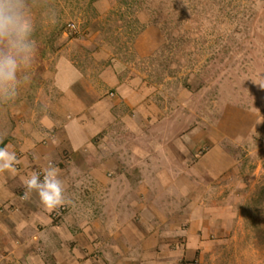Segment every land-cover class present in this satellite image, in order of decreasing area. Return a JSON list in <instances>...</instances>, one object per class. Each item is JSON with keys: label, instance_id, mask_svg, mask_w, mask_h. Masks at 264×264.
<instances>
[{"label": "crops", "instance_id": "0c3cea01", "mask_svg": "<svg viewBox=\"0 0 264 264\" xmlns=\"http://www.w3.org/2000/svg\"><path fill=\"white\" fill-rule=\"evenodd\" d=\"M141 39L140 56L162 42L156 36L145 49ZM88 83L61 58L54 86L80 112L24 121L10 135L19 163L0 173V264H264V229L244 208L255 184L244 199L239 183L225 197L233 184L223 178L192 180L193 122L159 121L137 78L124 81L109 66L98 85ZM49 164L65 188L56 209L35 192L24 197L23 178Z\"/></svg>", "mask_w": 264, "mask_h": 264}, {"label": "rangeland", "instance_id": "374dc122", "mask_svg": "<svg viewBox=\"0 0 264 264\" xmlns=\"http://www.w3.org/2000/svg\"><path fill=\"white\" fill-rule=\"evenodd\" d=\"M31 3L37 53L31 79L14 101L0 104V148L24 121H67L80 112L54 86L61 58L84 72L88 85H98L110 66L124 81L137 78L159 121L193 122L192 180L223 178L233 184L225 197L239 183L244 199L255 184L244 208L253 228L264 229V0ZM156 36L160 46L140 56L136 42L141 37L145 48Z\"/></svg>", "mask_w": 264, "mask_h": 264}, {"label": "clouds", "instance_id": "9594fccd", "mask_svg": "<svg viewBox=\"0 0 264 264\" xmlns=\"http://www.w3.org/2000/svg\"><path fill=\"white\" fill-rule=\"evenodd\" d=\"M36 19L31 0H0V104L15 100L30 79L29 69L37 53L34 39ZM19 163L15 152L0 148V173H15ZM54 164L43 175L33 171L23 178L24 197L35 192L49 209L65 203V188Z\"/></svg>", "mask_w": 264, "mask_h": 264}, {"label": "built area", "instance_id": "2783aa9c", "mask_svg": "<svg viewBox=\"0 0 264 264\" xmlns=\"http://www.w3.org/2000/svg\"><path fill=\"white\" fill-rule=\"evenodd\" d=\"M72 28H74V25H71ZM195 264H198V262L196 261Z\"/></svg>", "mask_w": 264, "mask_h": 264}]
</instances>
